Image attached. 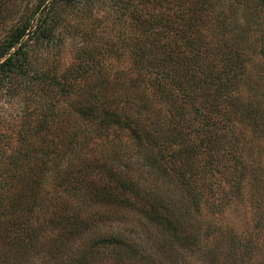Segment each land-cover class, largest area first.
Here are the masks:
<instances>
[{
	"label": "trees",
	"instance_id": "16d2710c",
	"mask_svg": "<svg viewBox=\"0 0 264 264\" xmlns=\"http://www.w3.org/2000/svg\"><path fill=\"white\" fill-rule=\"evenodd\" d=\"M248 1L262 12L254 26L258 55L264 58V0ZM87 3L90 8L92 0ZM217 3L155 0L158 10L144 23L142 12L130 14L142 24L135 42L122 41L118 47L120 58L130 53L127 69L79 80L82 67H77L68 83L54 81L56 103L68 107L66 122L54 132L43 153L46 159L33 136H46L55 120L28 127L21 151L11 154L0 181V264H167V255L177 263L178 251L191 249L189 235L197 227L190 228V219L202 223L203 210L220 211L224 205L216 202L224 190L219 183L215 188L214 177L226 172L231 148L238 149L231 141L235 121L264 135L261 120L241 100L250 102L245 92L252 90L246 80L245 29L230 30ZM208 16L213 24L204 19ZM29 26L30 20H24L1 45L0 58L5 59L0 71L14 67L24 43L10 52ZM39 79L43 86L53 82ZM60 109L56 116L64 113ZM124 138L121 150L130 152L126 158L116 151V158L85 155L77 165L71 161L93 139L111 145ZM242 147L235 161L240 169L237 195L249 172L241 160ZM134 158L141 163L136 172ZM50 162L55 176L48 174ZM145 168L150 177L143 176ZM111 209L140 213L138 219L144 216L156 233H148L145 224V240L108 229Z\"/></svg>",
	"mask_w": 264,
	"mask_h": 264
},
{
	"label": "rangeland",
	"instance_id": "374dc122",
	"mask_svg": "<svg viewBox=\"0 0 264 264\" xmlns=\"http://www.w3.org/2000/svg\"><path fill=\"white\" fill-rule=\"evenodd\" d=\"M87 1L75 0L68 5L60 4L59 0H0V47L16 27L24 20H30L24 37L10 52L12 54L24 43L21 52L15 56L17 59L14 67L0 71V181L4 171L8 169L11 154L21 151V138L25 136L28 127H35L45 118L47 122L55 120L46 136H33L36 149L43 150L41 158L46 159L43 153L47 152V147H51L50 141L54 132L66 122L68 107L64 102L60 109V104L56 103L57 97L51 92L57 90L54 89V81L68 83L69 78L77 73V67H82L76 74L79 75V80L90 75H100L105 71L113 75L120 69H127L130 53L126 51L125 57L123 55L120 58L118 47L122 41L135 42L138 26L158 10L154 6L155 0H92L90 8L86 6ZM216 1L217 11H223L221 20L230 30L234 28L237 31L243 27L245 29V45L249 55L246 80L252 90L245 92L250 94L249 97L246 96L250 98V102L245 98L241 100L250 104L246 108L256 113L263 128L264 58L258 55L259 32L254 26L262 12L259 9L255 12L248 0ZM178 4L173 8L176 9ZM140 12L143 14L142 23L132 19L130 15L136 16ZM204 19L213 24L212 17ZM214 29L213 25L209 31ZM123 31L127 34L124 38L120 35ZM107 50L111 52L107 54ZM4 59L5 57L0 58V63ZM88 65L89 68L86 67ZM92 65L93 70L90 68ZM68 74L72 76L64 80L62 77ZM43 76L53 82L49 86H43L39 79ZM78 83L83 84L81 81ZM58 109L64 113L56 116ZM237 118L240 119L238 114ZM235 127L231 141L238 149L243 146L241 160L249 171L241 179L240 195L235 191L240 171L235 168V161L239 159V154L238 149L231 148L233 159L227 163L226 174L215 172L214 177L215 188L219 183L220 190H224L223 197L220 192L216 195V202H222L223 207L220 211L203 210L202 223L190 219V228L194 226L198 229H194L196 231L193 237L189 235L193 242L190 245L193 252L187 248L178 251L180 262L177 263L172 256L167 255L163 259L167 264H264V135L239 120L235 121ZM126 140L124 138L122 143L108 145L93 139L71 161L77 165L85 155L95 159H111L118 155L126 158L130 152L121 150L125 147L123 143ZM116 151L119 152L118 155ZM134 160L135 158L132 159ZM49 167L48 174L55 176L56 167L51 162ZM138 168H141L140 162H136L133 171L136 172ZM141 171L145 178L150 177L149 168ZM92 207L94 210H101L97 206ZM111 210L113 219L105 223L108 229L131 232L132 236L140 235L143 240L146 237L142 232L144 224L148 233H156L144 216L140 217L141 220L138 219L140 213ZM207 227H211L213 231L208 233ZM187 234H190L189 231Z\"/></svg>",
	"mask_w": 264,
	"mask_h": 264
}]
</instances>
